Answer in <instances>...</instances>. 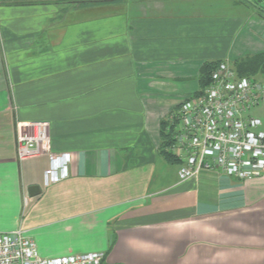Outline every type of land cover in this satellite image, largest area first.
I'll return each mask as SVG.
<instances>
[{
  "label": "crops",
  "instance_id": "obj_1",
  "mask_svg": "<svg viewBox=\"0 0 264 264\" xmlns=\"http://www.w3.org/2000/svg\"><path fill=\"white\" fill-rule=\"evenodd\" d=\"M262 55L264 16L243 0H0V233L23 229L43 258L264 264V176L182 182L160 153L206 64ZM28 122L50 124L68 178L18 160Z\"/></svg>",
  "mask_w": 264,
  "mask_h": 264
},
{
  "label": "built area",
  "instance_id": "obj_2",
  "mask_svg": "<svg viewBox=\"0 0 264 264\" xmlns=\"http://www.w3.org/2000/svg\"><path fill=\"white\" fill-rule=\"evenodd\" d=\"M168 122L172 133L168 151L181 164L180 181L204 170L239 181L264 176V84L259 80L241 77L230 64L219 63L209 85L184 102ZM15 145L20 162L49 157L48 185L68 178L69 157L52 154L49 123H18ZM105 257L89 253L43 258L23 229L0 233V264H102Z\"/></svg>",
  "mask_w": 264,
  "mask_h": 264
},
{
  "label": "trees",
  "instance_id": "obj_3",
  "mask_svg": "<svg viewBox=\"0 0 264 264\" xmlns=\"http://www.w3.org/2000/svg\"><path fill=\"white\" fill-rule=\"evenodd\" d=\"M52 1L62 2L66 0H52ZM70 1H73L74 4H83V3L100 2L103 0H70ZM244 1L254 9H257L260 12V14L264 16L263 5L256 3L255 0H244ZM218 64L219 63L206 64L202 68L201 78H200V82L202 85L201 91L209 85L211 73ZM233 66L239 76L255 78L260 73H264V56L262 55V56L249 57L244 60L235 62ZM168 127H169V122L164 121L162 123V146L160 153L167 162L172 164H178L179 160L168 151L170 146L172 145V133L168 131Z\"/></svg>",
  "mask_w": 264,
  "mask_h": 264
},
{
  "label": "water",
  "instance_id": "obj_4",
  "mask_svg": "<svg viewBox=\"0 0 264 264\" xmlns=\"http://www.w3.org/2000/svg\"><path fill=\"white\" fill-rule=\"evenodd\" d=\"M41 194V189L38 186H32L29 188V195L31 197H36L39 196Z\"/></svg>",
  "mask_w": 264,
  "mask_h": 264
},
{
  "label": "rangeland",
  "instance_id": "obj_5",
  "mask_svg": "<svg viewBox=\"0 0 264 264\" xmlns=\"http://www.w3.org/2000/svg\"><path fill=\"white\" fill-rule=\"evenodd\" d=\"M243 1H244V0H243ZM255 1H256V3L261 4V5L264 6V0H255Z\"/></svg>",
  "mask_w": 264,
  "mask_h": 264
},
{
  "label": "flooded vegetation",
  "instance_id": "obj_6",
  "mask_svg": "<svg viewBox=\"0 0 264 264\" xmlns=\"http://www.w3.org/2000/svg\"><path fill=\"white\" fill-rule=\"evenodd\" d=\"M104 1H107V0H104Z\"/></svg>",
  "mask_w": 264,
  "mask_h": 264
}]
</instances>
